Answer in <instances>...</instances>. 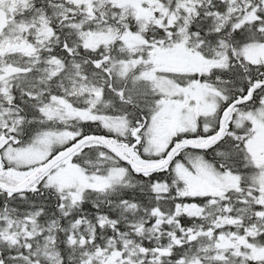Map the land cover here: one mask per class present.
Returning <instances> with one entry per match:
<instances>
[{
	"label": "snow or ice",
	"instance_id": "obj_1",
	"mask_svg": "<svg viewBox=\"0 0 264 264\" xmlns=\"http://www.w3.org/2000/svg\"><path fill=\"white\" fill-rule=\"evenodd\" d=\"M0 264H264V0H0Z\"/></svg>",
	"mask_w": 264,
	"mask_h": 264
}]
</instances>
